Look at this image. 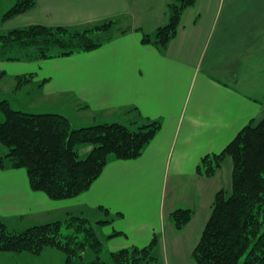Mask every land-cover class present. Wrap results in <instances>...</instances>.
Masks as SVG:
<instances>
[{
    "label": "crops",
    "instance_id": "0c3cea01",
    "mask_svg": "<svg viewBox=\"0 0 264 264\" xmlns=\"http://www.w3.org/2000/svg\"><path fill=\"white\" fill-rule=\"evenodd\" d=\"M9 1L7 9L14 3ZM172 2L35 0L29 10L2 20L0 34L29 25L80 29L105 19L123 21L128 31L91 51L36 60L0 58V78L32 73L27 84L35 82L37 91L26 85L18 89L29 109L61 110L71 124L78 119L75 128L161 121L139 157L109 158L90 187L72 198L55 200L32 190L24 168L0 169V220L8 228L69 213L90 220L89 213H104L106 218L95 223L100 231L95 230L111 252L143 246L155 233L153 264H195L191 251L214 194L230 189L231 161L225 159L211 177L196 174V166L202 156L221 151L249 121L264 117V0H195L163 51L143 44L142 33L166 22ZM177 208L193 210L181 229L168 218ZM43 254L63 261L55 248L46 247Z\"/></svg>",
    "mask_w": 264,
    "mask_h": 264
},
{
    "label": "trees",
    "instance_id": "16d2710c",
    "mask_svg": "<svg viewBox=\"0 0 264 264\" xmlns=\"http://www.w3.org/2000/svg\"><path fill=\"white\" fill-rule=\"evenodd\" d=\"M194 2L167 4L166 22L152 33H142L141 42L163 51L176 35L184 9ZM34 5L35 0H15L3 19ZM130 28L118 26L115 19L80 29L44 25L12 28L0 34V58L36 60L91 51ZM14 47L24 50V55L7 54ZM31 77L32 73L17 75L16 87L27 84ZM1 114L0 143L6 152L0 153V169L24 168L30 188L55 200L86 191L109 158L139 157L161 128L159 119L137 126L114 121L72 128L70 119L63 114L13 109L6 98L0 100ZM84 144L91 146L85 148L86 155L81 158L79 147ZM227 158L231 161L230 189L215 192L209 217L191 251L192 259L195 264H239L243 257L240 264H264V117L258 122L249 121L221 151L202 156L196 174L213 176ZM192 215L190 208H177L168 218L176 229H181ZM156 243L154 233L147 244L120 248L104 260L103 242L85 216L69 213L63 219L23 229H10L0 220V252L38 255L52 247L64 254V264H153ZM86 248L95 256L84 262L81 258Z\"/></svg>",
    "mask_w": 264,
    "mask_h": 264
},
{
    "label": "rangeland",
    "instance_id": "374dc122",
    "mask_svg": "<svg viewBox=\"0 0 264 264\" xmlns=\"http://www.w3.org/2000/svg\"><path fill=\"white\" fill-rule=\"evenodd\" d=\"M10 2L9 0H0V24L2 23L3 20V15L4 12L7 10L8 3ZM15 1V0H14ZM175 1H179V0H175ZM12 6V5H11ZM116 20V19H115ZM118 21V20H117ZM120 23V24H119ZM123 25H126L123 21H118V26L124 27ZM8 52V53H7ZM7 54H12V56H23L24 55V50H19L18 48H13V50H9L7 51ZM22 64V62H20ZM19 65V64H16ZM35 82H31L30 84H25V89H31L33 92H36V86H35ZM17 85V78H15L14 76L12 77H3L0 78V100L1 99H8L9 100V104L13 109H17V110H22V111H26V112H31V113H37V110H41L40 112H60L57 111L56 109H52L50 107H42V108H33L34 110L29 109V107L26 105L27 103H25L26 101V96L24 94V92L22 90H18L19 88L16 87ZM25 104V105H24ZM49 108V109H47ZM43 110H47V111H43ZM53 110V111H51ZM66 110V109H65ZM67 112V111H65ZM63 114V113H62ZM66 116V115H65ZM87 118H89L91 120H93L92 116L89 115ZM3 119L2 114L0 115V120ZM98 120H103L100 119L99 116L97 118ZM78 122V119H75L72 123V128H75V123ZM98 122V121H97ZM80 124V123H78ZM91 145L88 144H84L81 145L79 147V154L80 157H84L86 155L87 150L85 149L86 147H89ZM89 149V148H88ZM6 152V148L5 146H3L0 143V153L4 154ZM89 216L92 218L91 222L95 225L97 218H106V215L104 213H100V214H91L89 213ZM111 218V216H110ZM109 218V219H110ZM95 228L97 231H100V228H98L95 225ZM101 237V235H100ZM102 241V240H101ZM57 251H59V253L62 255L63 257V261L60 260V258L58 256L55 255H49V254H43V255H33L30 253H26V252H21L25 255H29V256H18V254L21 253H14V252H0V264H64V254L58 250L55 249ZM110 250L106 248V246L103 244V250L101 252V258L104 260H109V256H110ZM95 254L93 253V251L89 248H86L83 252H82V261L87 262L89 260H91L92 258H94ZM243 257H241L240 259V263L242 262ZM239 263V264H240Z\"/></svg>",
    "mask_w": 264,
    "mask_h": 264
}]
</instances>
